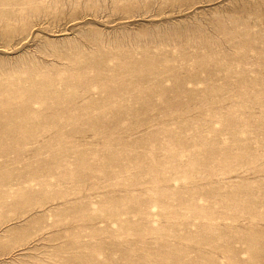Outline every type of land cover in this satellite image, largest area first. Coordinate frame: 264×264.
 Instances as JSON below:
<instances>
[{"label":"rangeland","instance_id":"obj_1","mask_svg":"<svg viewBox=\"0 0 264 264\" xmlns=\"http://www.w3.org/2000/svg\"><path fill=\"white\" fill-rule=\"evenodd\" d=\"M0 264H264V0H0Z\"/></svg>","mask_w":264,"mask_h":264}]
</instances>
